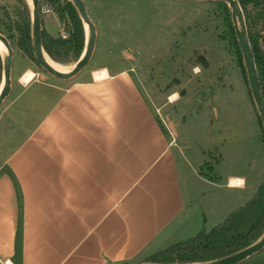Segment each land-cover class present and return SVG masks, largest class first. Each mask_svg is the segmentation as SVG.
<instances>
[{"label":"crops","instance_id":"0c3cea01","mask_svg":"<svg viewBox=\"0 0 264 264\" xmlns=\"http://www.w3.org/2000/svg\"><path fill=\"white\" fill-rule=\"evenodd\" d=\"M27 71L0 113V264L145 263L210 231L264 181L227 172L221 143L185 138L190 109L164 108L186 94L118 66L53 84ZM239 177L243 189L227 186ZM260 263L264 248L239 264Z\"/></svg>","mask_w":264,"mask_h":264},{"label":"rangeland","instance_id":"374dc122","mask_svg":"<svg viewBox=\"0 0 264 264\" xmlns=\"http://www.w3.org/2000/svg\"><path fill=\"white\" fill-rule=\"evenodd\" d=\"M82 2L97 33L95 54L84 69L118 66L141 74V81L152 89L161 87L166 94L174 90L181 96L186 94L181 101L166 104L164 108L173 115L174 108L190 109L181 111L187 119L182 127L185 138L193 145L194 141L221 143L217 151L227 172L246 175L249 180L256 177L263 180L264 135L243 75V60L232 33L231 11L225 3L173 0ZM16 5V0H0V28L6 34L4 26L16 20ZM42 13V30L55 37H68V20L60 17L56 6L44 5ZM251 14L254 16L255 12ZM83 27L85 50L88 28L85 24ZM262 36L264 31L259 39V48L264 53ZM12 50L11 92L0 106V113L21 88L20 81L24 83L22 74L27 68L36 74L35 80L47 84L56 80L37 63L24 57L16 47ZM115 59L121 63L115 64ZM55 63L74 66L77 62L70 59ZM197 66L201 68L199 74L193 71Z\"/></svg>","mask_w":264,"mask_h":264},{"label":"trees","instance_id":"16d2710c","mask_svg":"<svg viewBox=\"0 0 264 264\" xmlns=\"http://www.w3.org/2000/svg\"><path fill=\"white\" fill-rule=\"evenodd\" d=\"M241 6L247 25L248 38L254 55L261 93L264 99V53L259 48L261 32L264 31V0H237ZM16 20L0 33L5 34L11 48L16 47L24 57L37 63L32 46V11L26 0H16ZM44 5L56 6L60 17L69 23L68 37L61 38L47 34L42 30V47L45 53L55 61L77 62L85 46V31L78 11L70 0H40L39 12L42 17ZM251 12H255L252 16ZM41 20V19H40ZM2 22V20H0ZM261 23V26H259ZM1 26V25H0ZM260 27L259 30L256 28ZM232 33L242 59L234 28ZM263 43H264V36ZM243 60V59H242ZM38 64V63H37ZM243 75L247 81L245 67ZM3 76V57L0 52V85ZM249 88V84H248ZM250 91V88H249ZM250 96L251 91H250ZM253 100V97H252ZM257 112L255 103L253 101ZM264 135L263 125L257 112ZM264 142V141H263ZM264 233V181L255 194L244 205L232 210L229 215L210 231H200L196 236L171 245L151 255L145 263L159 264H200L231 256L255 244Z\"/></svg>","mask_w":264,"mask_h":264},{"label":"water","instance_id":"95a60500","mask_svg":"<svg viewBox=\"0 0 264 264\" xmlns=\"http://www.w3.org/2000/svg\"><path fill=\"white\" fill-rule=\"evenodd\" d=\"M72 4L75 6L78 11L80 18L83 24L87 25L88 28V38L86 42V47L83 55L74 65L71 71L69 72H60L52 66H50L44 54L45 51L42 47V29H41V18L39 12V1L38 0H30L29 4L31 5L32 11V46L35 59L38 65L47 72L51 77L57 80H71L76 75H78L90 62L94 48L96 45V29L92 24L87 10L85 8L82 0H70ZM178 2L185 3H197V2H223L225 3L230 11H231V21L233 24V28L235 31V35L237 38L238 45L240 47L243 64L247 74V81L249 84V88L251 91V95L253 97V101L255 103L257 112L260 116L263 129H264V99L261 93L259 79L256 70V64L254 60V55L250 46V41L248 38V31L246 27V22L244 18L243 11L241 6L237 0H173ZM0 42L4 46L6 50V55L3 56V86L0 91V106L6 100V98L10 95L11 92V69L13 62V50L7 40V38L0 33ZM264 248V233L262 237L253 245L245 248L244 250L237 252L231 256L226 258H222L219 260H215L207 263L200 264H239L244 260L250 258L254 254L260 252ZM140 264H159V263H140Z\"/></svg>","mask_w":264,"mask_h":264},{"label":"bare ground","instance_id":"6f19581e","mask_svg":"<svg viewBox=\"0 0 264 264\" xmlns=\"http://www.w3.org/2000/svg\"><path fill=\"white\" fill-rule=\"evenodd\" d=\"M27 2H30V0H27ZM86 27H87V25H86ZM0 52H1V54H2L3 56L6 55V50H5L4 46L1 44V42H0ZM44 56H45V59H46L47 63H48L50 66H52V68H54V69H56V70H58V71H60V72H64V73H65V72H69V71H71L72 68L74 67V66H63V65H60V64H58V63L53 62V61L48 57L47 54H44ZM101 73H102V72H101ZM99 74H100V73H99ZM99 74H96V75L99 77ZM103 75H104V73H103ZM33 77H34V75H33L31 72H28V71H27V73H25V74L23 75V77H22V81H23L24 83H27V82H29ZM2 86H3V81L1 82V85H0V91H1Z\"/></svg>","mask_w":264,"mask_h":264},{"label":"clouds","instance_id":"9594fccd","mask_svg":"<svg viewBox=\"0 0 264 264\" xmlns=\"http://www.w3.org/2000/svg\"><path fill=\"white\" fill-rule=\"evenodd\" d=\"M193 71L196 74H199V72L201 71V68L199 66H197L193 69ZM177 98H178V93L174 94L171 97V99H173V100H175ZM234 181H235V183H234ZM227 186L230 188H241V189H243L246 186V178H243V177L234 178V179L230 180V182L228 183Z\"/></svg>","mask_w":264,"mask_h":264},{"label":"snow or ice","instance_id":"6c2138e0","mask_svg":"<svg viewBox=\"0 0 264 264\" xmlns=\"http://www.w3.org/2000/svg\"><path fill=\"white\" fill-rule=\"evenodd\" d=\"M234 183H235V181H234Z\"/></svg>","mask_w":264,"mask_h":264}]
</instances>
